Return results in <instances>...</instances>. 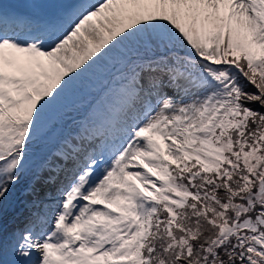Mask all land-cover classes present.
<instances>
[{
	"label": "snow or ice",
	"instance_id": "obj_1",
	"mask_svg": "<svg viewBox=\"0 0 264 264\" xmlns=\"http://www.w3.org/2000/svg\"><path fill=\"white\" fill-rule=\"evenodd\" d=\"M0 264H264V0H0Z\"/></svg>",
	"mask_w": 264,
	"mask_h": 264
},
{
	"label": "rangeland",
	"instance_id": "obj_2",
	"mask_svg": "<svg viewBox=\"0 0 264 264\" xmlns=\"http://www.w3.org/2000/svg\"><path fill=\"white\" fill-rule=\"evenodd\" d=\"M71 97H74L75 98L74 94H72Z\"/></svg>",
	"mask_w": 264,
	"mask_h": 264
}]
</instances>
